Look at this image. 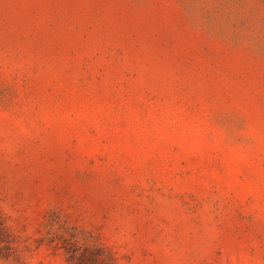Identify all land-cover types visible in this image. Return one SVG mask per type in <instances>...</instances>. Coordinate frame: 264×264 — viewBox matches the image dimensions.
<instances>
[{
    "label": "rangeland",
    "instance_id": "rangeland-1",
    "mask_svg": "<svg viewBox=\"0 0 264 264\" xmlns=\"http://www.w3.org/2000/svg\"><path fill=\"white\" fill-rule=\"evenodd\" d=\"M0 264H264V0H0Z\"/></svg>",
    "mask_w": 264,
    "mask_h": 264
}]
</instances>
